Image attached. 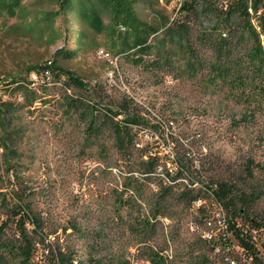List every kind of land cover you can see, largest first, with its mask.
Instances as JSON below:
<instances>
[{
	"label": "rangeland",
	"instance_id": "obj_1",
	"mask_svg": "<svg viewBox=\"0 0 264 264\" xmlns=\"http://www.w3.org/2000/svg\"><path fill=\"white\" fill-rule=\"evenodd\" d=\"M33 1L25 5L32 9ZM134 1L138 17L159 30L149 54L134 48L127 31L110 27L104 15V25L95 27L83 7L78 14L59 17L56 32L45 43L37 29L32 31L35 12L0 17V81L28 87V92H12L0 102V224L7 221L6 237L12 238L15 228L7 209L13 199L32 210L49 241L90 264L93 259L152 264L143 257L151 247L163 251L165 264H258L239 247L226 224L229 215L205 189L191 207L172 200V221L154 224L146 237L131 230L152 211L138 197L129 198L130 180L135 177L137 194L156 198L161 178L147 180L138 164L143 156L177 154L170 136L181 141L185 152L182 188L194 183L199 190L217 182L234 183L247 192L249 185L264 187L263 172L255 170L250 179L245 170L249 160L264 166V92L253 91L248 98L252 92L244 96L242 86L232 88L216 76L210 65L217 54L202 41V23L180 14L183 0ZM45 2L46 8L57 9L51 0ZM182 25L188 27L193 50L173 36ZM193 57L196 67L190 69ZM156 59L161 65L151 66ZM51 61L87 87L61 73L35 81L33 69L42 71ZM73 98L94 106L72 107ZM120 107L146 121L134 127L135 143L127 153L116 147L108 119ZM90 124L96 129L90 130ZM262 218L264 195L239 225L254 238L264 263V226L254 225ZM73 223L83 235L68 230Z\"/></svg>",
	"mask_w": 264,
	"mask_h": 264
},
{
	"label": "trees",
	"instance_id": "obj_2",
	"mask_svg": "<svg viewBox=\"0 0 264 264\" xmlns=\"http://www.w3.org/2000/svg\"><path fill=\"white\" fill-rule=\"evenodd\" d=\"M26 1L0 0V17L3 13L14 17L19 11L35 12L32 19L35 20V26L32 31L35 29L39 31L41 43H45L51 32H56L55 26L59 17L65 13L78 14L81 7L84 9L85 18L92 21L95 27L104 25V18H102L104 15L110 20V27L119 25L124 28L133 47L142 51L143 54L145 52L149 54L148 51L152 49V43L156 42V39L151 40V38L159 33V30L146 25L138 17L134 0H51L57 9L46 8L45 0H34L31 3L33 10L25 5ZM87 9L92 11L88 12ZM179 12L181 15L185 14L186 17L194 16L202 23V41L206 45L210 44L217 54L215 63L210 65V69L216 76L227 79L232 88L242 86L244 96L247 91L252 92L248 98L252 97L253 91L264 92V0H183ZM19 27H14V29L18 30ZM176 32L173 34L174 38L178 36L184 47L193 50L187 42L188 27L182 25ZM238 47L241 50L236 52ZM63 53L64 51L60 54ZM193 59L189 63L190 69L196 67L194 61L197 60L194 57ZM167 60L163 61L172 66L169 59ZM161 63V59H156L150 65L156 67ZM43 67L42 71L39 68H34L33 75L50 74L52 78L54 74L61 73L78 87H87L84 81H81L72 71L63 69L56 61L48 62ZM0 86V91L6 90L7 95L10 96H12V92H28L27 85L18 83L16 80L4 78L0 81ZM83 104H85V108L94 106L89 100L79 102L74 98L71 99L72 107L79 108ZM123 115V120L115 119L117 116ZM108 119L112 123L116 147L121 152H130L136 137L133 133L134 127L146 124V121L142 122L141 118L136 115H127L122 107L115 114L110 112ZM89 128L92 131L96 129L93 124H90ZM170 137L177 154L172 153L170 155L172 158L167 155H164L163 158L148 156V160H145L143 156L138 164L139 170L137 171L147 180L153 179V177L161 178V190L157 193L156 198L147 200L144 196L137 194L133 187L135 186V177H133L134 175L130 176L133 178L130 180L129 189L133 195L129 198L138 197L137 199L148 207L150 206L152 211L150 218L145 217L140 220L131 227V230L142 233L141 235L146 237L148 231L154 228V224L164 225L163 219L172 221V200H176L180 205L186 204L191 207L201 198V193L205 189V193L213 195L215 202L221 206L227 217L229 215L230 219L226 224L239 247L248 253L253 262L264 264L254 238L239 225V219L247 216L252 205L264 195V187L259 183L258 185H249L250 189L247 192L241 190L234 183L217 182L211 186L199 188V190L194 187V183L184 185L182 188L180 179L183 178L184 167H187V163H184L185 152L182 150L181 141L173 136ZM168 164L172 166L169 167ZM169 168H176V170L173 171ZM159 169L162 170L158 172ZM258 169L264 173V166L262 164L255 165L253 160H249L245 167L250 179L255 177V170ZM133 172L135 170L130 171L129 174H133ZM120 202L122 201L120 200ZM7 209L15 228L12 238H7V221L0 224V264H90L89 261L77 259L69 251L55 246L56 243L49 241L47 235L43 233L42 224L39 223L32 210L23 206V202L20 200L14 202L11 199ZM251 222L254 221L251 219ZM254 225L256 227L264 226V218L260 223H254ZM68 230H71L72 233H83L81 226L76 223H73ZM144 244L147 245L148 242L144 241ZM137 250L140 252V246ZM147 250L145 252L147 254L143 256L146 261L152 264H165L163 251H157L152 247ZM92 264L102 263L98 259H93Z\"/></svg>",
	"mask_w": 264,
	"mask_h": 264
},
{
	"label": "built area",
	"instance_id": "obj_3",
	"mask_svg": "<svg viewBox=\"0 0 264 264\" xmlns=\"http://www.w3.org/2000/svg\"><path fill=\"white\" fill-rule=\"evenodd\" d=\"M34 79H35V81H37V80H39V79H44V80H49V79H51V77H50V74H42L41 76H36V77H33ZM34 84H35V82L34 81H32ZM7 96V93H5V94H1L0 93V102H1V100H3V98H5Z\"/></svg>",
	"mask_w": 264,
	"mask_h": 264
},
{
	"label": "bare ground",
	"instance_id": "obj_4",
	"mask_svg": "<svg viewBox=\"0 0 264 264\" xmlns=\"http://www.w3.org/2000/svg\"><path fill=\"white\" fill-rule=\"evenodd\" d=\"M0 88H1V86H0ZM0 93H2V92L0 91Z\"/></svg>",
	"mask_w": 264,
	"mask_h": 264
}]
</instances>
